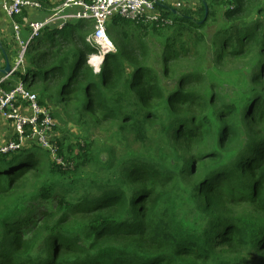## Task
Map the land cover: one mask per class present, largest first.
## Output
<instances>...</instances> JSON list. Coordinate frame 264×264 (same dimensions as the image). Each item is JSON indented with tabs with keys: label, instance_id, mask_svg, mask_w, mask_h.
Here are the masks:
<instances>
[{
	"label": "trees",
	"instance_id": "trees-1",
	"mask_svg": "<svg viewBox=\"0 0 264 264\" xmlns=\"http://www.w3.org/2000/svg\"><path fill=\"white\" fill-rule=\"evenodd\" d=\"M158 9L168 24L109 21L116 51L98 73L86 61L91 21L45 28L26 47V75H14L24 88L58 106L65 125L113 123L114 142L101 156L93 140L62 136V164L41 148L0 153V203L12 198L0 209V264H251L242 252L264 255V221L226 208L264 214V0ZM229 61L248 70L239 100L208 79L207 65Z\"/></svg>",
	"mask_w": 264,
	"mask_h": 264
},
{
	"label": "built area",
	"instance_id": "built-area-1",
	"mask_svg": "<svg viewBox=\"0 0 264 264\" xmlns=\"http://www.w3.org/2000/svg\"><path fill=\"white\" fill-rule=\"evenodd\" d=\"M170 1L64 0L52 15L40 21H29L28 18L22 17V21L29 28L28 39L24 42L19 37L20 24L14 22V18L22 16L26 10L40 11L42 9L41 4L36 0H0L2 10L12 20L14 36L20 45L19 57L11 68V74L9 75L15 79V86L10 90H6L1 85L6 78L0 79V117L12 126L15 135L14 140L0 146V153L5 154L16 151L32 143L48 151L54 159L53 162L62 164V160L56 154L58 148L55 136L52 135L54 120H56L53 116L54 109L48 102L45 105H40L38 96L26 90L20 81V77L14 76L17 73L25 75L23 57L26 47L40 36L42 30L48 27L60 29L64 24L71 21L85 20L93 22V32L86 38V42L95 51L94 54L86 57L87 63L92 65L90 60L92 58L97 59L95 54L104 57L116 51L106 32L110 20L122 18L136 23L168 24L166 20L161 18L158 8H168ZM173 2V6L170 7H181L178 0H173ZM73 8L74 11L68 13ZM99 71L100 68H98ZM62 166L65 167L66 164Z\"/></svg>",
	"mask_w": 264,
	"mask_h": 264
},
{
	"label": "rangeland",
	"instance_id": "rangeland-1",
	"mask_svg": "<svg viewBox=\"0 0 264 264\" xmlns=\"http://www.w3.org/2000/svg\"><path fill=\"white\" fill-rule=\"evenodd\" d=\"M178 2H180L181 7L182 6L194 7L198 4V0H178ZM216 22L217 23L214 27L215 29L219 26L220 20L218 19ZM151 41L155 43V46L156 44L159 45L156 37L152 36ZM157 52H158V49L155 51V53ZM95 56H97V59L92 58V60H90L92 61V65L90 66L93 68L94 73H97L98 68L101 67V63L104 57L98 54H95ZM207 68L210 69L208 72V79L211 82H215L220 88H222L225 96H227L228 99H232V100L240 99V96H241L240 93L246 86V83L244 81V77L242 76V74L244 72L245 73L248 72V70H246V68L242 64H240L239 62H235V61H229V63H226L219 69L217 66L214 68L213 65L212 66L207 65ZM17 78H19V76H17ZM30 92L34 93L33 91H30ZM48 103L51 104V107L55 111L54 113L57 112V115L55 118L56 120H54L55 124L52 128V135L55 136V141L58 138L65 136L67 143L72 144V145H75V144L80 145L82 140H85V138L91 139L95 142V144L97 145V148H99L102 151L101 156H107L106 152H104V148L108 147L110 144L112 145V143L114 142L112 135H114L113 131L115 130V126L113 123H107V124H101V125L91 124L90 126L84 127V128H81V127H78V126H75L69 123L65 125L60 121V118H64L62 115L61 109H59L58 106H56L55 104L51 102H48ZM154 130L155 131L153 133V137H156V139H159L160 128L157 126V127H154ZM29 145L32 146V148H41L39 145L36 147V144L30 143V144L25 145L23 149H27ZM41 150L44 151L49 156V160H54L50 156V153L48 151H45L43 148H41ZM122 151L123 150L118 149L117 153L123 154ZM31 175L33 174L31 173ZM30 178L33 179L32 176H30ZM28 190L30 189L28 188ZM11 201H12L11 197L4 198L3 201L0 203V209L2 208L3 205H7ZM226 208H227L228 214L230 215L231 214L237 215V216L252 215L264 221V214L261 213L256 208H254L253 206H250L249 204H238L234 206L226 205ZM221 250L223 251V254L227 256L234 255L236 253L235 250L228 248L227 245H223V247H221ZM258 250H259L258 252L252 251V253H248L247 251H244L241 254L246 255V257L248 258H251V264H264V255L262 254V249L258 248ZM253 257L255 258V260H253Z\"/></svg>",
	"mask_w": 264,
	"mask_h": 264
},
{
	"label": "crops",
	"instance_id": "crops-1",
	"mask_svg": "<svg viewBox=\"0 0 264 264\" xmlns=\"http://www.w3.org/2000/svg\"><path fill=\"white\" fill-rule=\"evenodd\" d=\"M36 1H38L42 6V9L40 11L26 10V12H24L22 16L14 18V22L16 21V19H21V22L19 23L20 24L19 37L20 40L24 42L28 39L29 28L22 21V17L28 18L29 21H40L52 15L53 12L56 10V8H58V6H60L64 0H42L43 2H41V0L40 1L36 0ZM173 4H174L173 0H171L168 3L169 6H173ZM72 11H74V8L69 10L68 13H71ZM71 22L76 23L78 21H71ZM0 43L5 51L4 52L5 55H4L0 50V70H2L5 67V56L12 68L19 57L20 45L16 41L14 36L12 20L2 10L1 3H0ZM24 74H25V70H24ZM1 78H6L4 82L11 81L15 83V79L12 78V76L9 75L3 76L0 73V79ZM14 139H15V135L12 126L3 118L0 117V146L2 144L9 142V140L12 141ZM31 148L32 146L30 145L27 147V149H31Z\"/></svg>",
	"mask_w": 264,
	"mask_h": 264
},
{
	"label": "water",
	"instance_id": "water-1",
	"mask_svg": "<svg viewBox=\"0 0 264 264\" xmlns=\"http://www.w3.org/2000/svg\"><path fill=\"white\" fill-rule=\"evenodd\" d=\"M161 6V5H160ZM207 15V8L205 9V17ZM0 50L2 51V53L5 55V51L3 49V47L1 46V43H0ZM0 73L3 75V76H8L11 74V66H10V63L9 61L7 60L6 56H5V67L0 70Z\"/></svg>",
	"mask_w": 264,
	"mask_h": 264
},
{
	"label": "bare ground",
	"instance_id": "bare-ground-1",
	"mask_svg": "<svg viewBox=\"0 0 264 264\" xmlns=\"http://www.w3.org/2000/svg\"><path fill=\"white\" fill-rule=\"evenodd\" d=\"M94 61V60H93Z\"/></svg>",
	"mask_w": 264,
	"mask_h": 264
}]
</instances>
